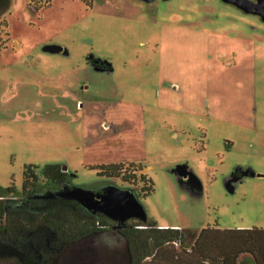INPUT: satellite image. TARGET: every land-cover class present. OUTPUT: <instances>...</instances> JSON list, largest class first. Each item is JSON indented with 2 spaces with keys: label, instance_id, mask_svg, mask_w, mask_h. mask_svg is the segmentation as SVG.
Here are the masks:
<instances>
[{
  "label": "rangeland",
  "instance_id": "obj_1",
  "mask_svg": "<svg viewBox=\"0 0 264 264\" xmlns=\"http://www.w3.org/2000/svg\"><path fill=\"white\" fill-rule=\"evenodd\" d=\"M117 163L133 181L90 168ZM28 165L90 191L137 194L144 174L159 227L264 228V18L224 0H0V192L19 197Z\"/></svg>",
  "mask_w": 264,
  "mask_h": 264
},
{
  "label": "trees",
  "instance_id": "obj_2",
  "mask_svg": "<svg viewBox=\"0 0 264 264\" xmlns=\"http://www.w3.org/2000/svg\"><path fill=\"white\" fill-rule=\"evenodd\" d=\"M90 168L134 179L122 163ZM22 176L19 197L7 196L16 194L11 186L0 192V264H242L241 254L264 264V228L190 230L136 217L119 221L68 195L71 173L61 166L28 165ZM139 179L144 184L137 199L153 191L149 178ZM98 238L112 241L110 247L94 245Z\"/></svg>",
  "mask_w": 264,
  "mask_h": 264
},
{
  "label": "water",
  "instance_id": "obj_3",
  "mask_svg": "<svg viewBox=\"0 0 264 264\" xmlns=\"http://www.w3.org/2000/svg\"><path fill=\"white\" fill-rule=\"evenodd\" d=\"M232 3H244L246 0H224ZM254 6L257 13L264 18V0H257ZM245 5V4H243ZM180 174L186 175L184 168L178 167ZM66 193L76 198L85 208L97 211L119 221L128 218L143 219V208L135 194L129 189L106 187L101 192L74 187Z\"/></svg>",
  "mask_w": 264,
  "mask_h": 264
},
{
  "label": "flooded vegetation",
  "instance_id": "obj_4",
  "mask_svg": "<svg viewBox=\"0 0 264 264\" xmlns=\"http://www.w3.org/2000/svg\"><path fill=\"white\" fill-rule=\"evenodd\" d=\"M228 3L231 4V5H233V6L240 7V8H243L245 10L252 11L255 14L259 15L257 13L255 7H254L258 3L257 0H246L244 3H232V2H228ZM243 4H245V5H243ZM259 16H261V15H259ZM87 62H88V64H91L94 67H99L100 69L107 68L106 66L103 65L102 62L96 61V60L91 59V58H89ZM100 190L102 191V189H100Z\"/></svg>",
  "mask_w": 264,
  "mask_h": 264
},
{
  "label": "crops",
  "instance_id": "obj_5",
  "mask_svg": "<svg viewBox=\"0 0 264 264\" xmlns=\"http://www.w3.org/2000/svg\"><path fill=\"white\" fill-rule=\"evenodd\" d=\"M253 174L256 175L255 173H253ZM239 262H241L242 264H255L254 261H253V259H252V257L249 254H241L239 256Z\"/></svg>",
  "mask_w": 264,
  "mask_h": 264
}]
</instances>
